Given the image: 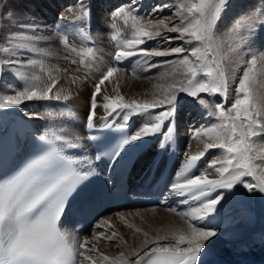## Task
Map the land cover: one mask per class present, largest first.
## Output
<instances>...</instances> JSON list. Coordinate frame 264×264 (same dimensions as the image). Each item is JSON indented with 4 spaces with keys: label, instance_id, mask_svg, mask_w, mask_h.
Returning a JSON list of instances; mask_svg holds the SVG:
<instances>
[{
    "label": "snow or ice",
    "instance_id": "obj_1",
    "mask_svg": "<svg viewBox=\"0 0 264 264\" xmlns=\"http://www.w3.org/2000/svg\"><path fill=\"white\" fill-rule=\"evenodd\" d=\"M229 3L230 0H179L173 5L174 15L167 18L142 17L136 10L135 3H130L120 7L111 18L110 28L115 32H110L109 35L111 40L116 42V51L112 55L114 61L120 63L139 54L146 70L150 71L158 66L151 62V58L175 55L178 57L176 60L164 63L186 69L180 73L183 77L181 80H173L166 85L154 84V89H159V92H153L151 100L131 99L125 103L124 96L119 94L118 89L116 96L103 95L106 116L101 119L105 121V127H108L107 120L113 114L119 116L123 113L125 123L129 119V113L143 114L148 118L134 134L122 132L118 142L110 147L107 155L113 168L130 146L137 147L139 145L136 142L148 137L162 136L164 139L160 141L159 146L162 150L167 149L166 142L172 140L175 130V115L182 99L180 93L198 100L201 106L208 109L207 115L215 116L219 121L211 132L208 129H191L194 138L207 137L210 142L204 144L203 151L186 156V161L182 164L183 176L178 175L169 185L167 194H162V203H166L169 197H185L181 201L184 204L195 202L187 211L169 209L180 217L184 226L172 230L171 240L166 244L160 241L168 237L158 236L152 241L146 238L143 245L131 250L128 256L123 252L117 257H109L106 254L94 256L97 248L93 241H99L101 237L112 241L117 233L94 234L89 240L80 239L62 230L60 224L62 217L67 213L69 196L76 191L87 173L81 174L71 170L65 158L52 149L28 162L19 172L6 179H0V264H200L203 254L219 235V229L214 225L224 204L230 199L244 195L242 189L247 190L249 195L255 192L264 193V141L257 144L254 139L264 137V99L255 97L250 88L253 71L258 61L264 62V54L259 57L253 55L245 62L248 66L239 77L235 98L230 106L225 107L219 101H208L201 95H219L224 98L228 95L231 75L228 63L231 61L230 53L236 52L237 49L230 45L229 51L222 54L221 46L216 42L215 30ZM167 7L168 5L164 4L154 11L161 12ZM88 16L89 9L81 3L78 10L65 17L74 26L79 23L76 35L85 41L92 39L87 30L88 22L85 20ZM121 19L124 28L130 27L131 39H118L122 29L117 26L116 21ZM177 20L178 23L175 22ZM252 27L251 17L238 18L230 29V35L243 39L244 31L250 34ZM164 32L179 35L169 37L165 36ZM157 38L169 42L172 39H184L186 43L195 41L198 46L191 49L140 47L146 41ZM5 42L10 40L6 39ZM60 42L70 53H78L81 56L79 63L91 70L92 65L86 64L83 59L85 55L93 53L91 47L86 51H78L63 33L60 34ZM6 51V48H0V52ZM34 51L40 56L52 55L46 50ZM184 53L187 55H183ZM64 59L68 60L69 57L65 56ZM5 62L11 67L19 65L35 69L39 66L41 72L45 71L43 60L30 58L25 62L9 57ZM70 62L77 63L76 60ZM54 70L60 71L59 68ZM121 72V67L108 66L98 82L93 85L91 107L86 117L88 129L96 127L97 96L101 93V86L105 85L106 81L110 82L114 74ZM176 74V69L173 68L172 72L161 73L159 79H169ZM14 75L21 79L23 86L15 90L14 94H0V110L20 107L29 101L70 99V93L62 95V88L54 92L59 81L52 77L51 71L47 72L48 82L42 81L38 74L19 70ZM87 78L86 73L85 79ZM76 79L78 78L73 79V83ZM213 103L214 109L211 107ZM157 108L163 110L156 112ZM28 115L39 118L36 113ZM52 139L68 143L69 147L77 146L66 140L63 135L53 134ZM39 140L48 142L49 137L42 135ZM211 149H221L223 155L216 157L206 167L200 168V162ZM245 177L251 179L247 180ZM108 223L106 220L101 221L97 227ZM147 235L144 233L145 237ZM120 243H123V240ZM150 243L152 247H149ZM115 246L119 247V244Z\"/></svg>",
    "mask_w": 264,
    "mask_h": 264
},
{
    "label": "bare ground",
    "instance_id": "obj_2",
    "mask_svg": "<svg viewBox=\"0 0 264 264\" xmlns=\"http://www.w3.org/2000/svg\"><path fill=\"white\" fill-rule=\"evenodd\" d=\"M74 0H0V48H6V52H0V94H14L15 90L20 89L23 84L21 79L17 78L14 73L18 70L21 72L38 74L41 76L42 81L48 82L47 72L51 71L52 77L59 81L54 92L64 90L63 94H71L70 99L67 101L55 99L46 101H29L25 102L20 107H10L0 110V130L5 129L11 122L15 121V117L19 114H23L28 117L36 132L42 136H48L49 140L52 139L53 134L63 135L66 140L75 143L77 146L73 147L71 153L74 155L88 156L91 152L88 148V138L85 134L86 117L91 107V93L94 91L93 85L98 82L93 81V76H101L102 72L106 70L108 66L103 60L105 53L114 54L116 51L115 46H106L102 49L96 45L93 47V53L91 55H85L83 59L86 64H91V70L82 66L79 61L81 56L78 53H70L64 48L60 42V36H56L50 31L49 22L55 17L60 15H68V9L61 10L63 5H71L70 2ZM132 2H142L143 7H138L136 10L142 17H155L157 18V12L151 8L150 2L152 0H131ZM116 2H122L130 4L129 0H117ZM179 0H159L157 7L169 3L168 5H174ZM258 2H264V0H245L241 7H238L236 11L232 12L231 20L223 27L225 38L222 36V54L227 53L229 50V44L226 39L230 38L231 22L242 16L254 18V7ZM83 3L87 8L91 5L88 0H77L74 2L72 8H79ZM148 5H147V4ZM142 4V5H143ZM259 5V4H258ZM110 7V3H103L102 11H107ZM156 7V8H157ZM258 6L256 5V8ZM37 8L39 10H37ZM255 8V9H256ZM65 9V8H64ZM258 9V8H257ZM264 10H261V13ZM111 12V11H110ZM116 10L109 14H103L102 12L96 13V20L100 22L108 21V17H113ZM70 13V12H69ZM46 24H44V22ZM178 21V20H177ZM99 22V23H100ZM254 19V24H255ZM125 32L126 29L122 28ZM163 31V30H161ZM55 32V31H54ZM16 34V35H12ZM59 35V33H57ZM165 36L177 37L178 33L164 32ZM69 43L77 47L78 51H81L78 41L75 37L69 35ZM20 38V40H16ZM129 37V39H131ZM10 40L6 43L5 41ZM15 39V40H14ZM98 41V40H97ZM55 45L52 47L51 56H40L36 53L35 49L46 50L50 52L48 43ZM95 42V41H94ZM23 47V54L18 52V48ZM150 46V47H149ZM194 46H198L194 41L192 43H186L184 39H172L170 42L157 38L156 40L146 41L141 48H175L182 47L185 49H191ZM18 47V48H17ZM88 47L82 48L86 51ZM139 55V54H138ZM183 55H187L184 53ZM69 57L65 60L64 57ZM14 59L16 61H27L30 58L43 60L45 71L41 72L39 66L35 69L27 68L24 66L11 67L5 61L7 58ZM137 57V56H136ZM138 58V57H137ZM178 57L175 55L164 57H153L151 62L157 64L158 68H161L157 73L155 68L153 71L146 70V66L141 60L139 66H132L130 63L135 60V57L128 58L123 62L117 63L114 61V66L122 68L121 73L114 74L110 78V82L106 81L105 85L101 86V93L97 96L98 107L96 109V127L105 126V121L101 117L106 116V111L103 108L105 101L103 95L116 96L117 89L120 95L124 96V102H130L131 99L137 101H143L145 99L151 100L153 92H159V89H154L153 85H166L173 80L183 79L180 74L186 69H181L178 65L166 64L165 61H174ZM76 60L77 63L73 64L70 61ZM243 60V59H241ZM236 60L229 62V90L226 98L223 97L221 103L228 107L231 105L235 98L236 85L239 83V77L242 76L243 70L248 66L246 60ZM260 62V61H259ZM54 68H59L60 71H55ZM136 68V69H134ZM173 68L176 69L177 74L169 79H159L161 73L172 72ZM67 69V71H64ZM86 73L88 78L85 79ZM78 78L73 83V79ZM250 88L252 93L258 99H264V62H260V68H255L253 71V78L250 82ZM147 93V95H145ZM182 99L177 109L174 120V133L171 141H167L168 147L166 150L160 148V141L164 139L162 136L148 137L145 140L136 142L139 146H144L145 150L140 156V162L137 167V175H139L146 167L148 172L150 168L156 164L162 169L167 164H172L170 176L168 177L167 184L160 190L159 200L157 206H162L163 210H157L156 206H150L147 208H141L124 214V210L121 209L116 213L110 214L101 218L95 225L94 230L89 235L98 234L96 231L101 227L97 225L101 221H108L110 226H116L124 220L133 221V219H143L151 227L152 231H149L147 237L139 239L137 243H129L127 247L122 248L120 251L115 252L110 257H117L121 252L128 256L129 252L133 249L140 248L144 240L147 238L149 241L155 240L159 237H168V239L161 240L160 243L166 244L171 240V231L180 227H183V222L176 213L170 212V208L179 211H187L190 207L194 206L195 202L184 204L181 201L185 197H169L166 203H162V194L166 195L169 185H171L179 176H183L182 164L186 161L187 155L196 154L198 151L204 150V144L210 142L207 137L196 136L193 137L191 129L202 131L205 129H214V126L219 124L217 118L207 115L208 109L201 106L193 97H189L186 94H179ZM205 96L208 101H217L216 95L201 94ZM211 107L214 109L215 104ZM163 109L157 108L156 112ZM186 110V111H185ZM110 111V110H109ZM128 111V110H125ZM36 113L39 118L30 116L28 114ZM123 113L119 116L113 114L107 120V124H114L116 126L123 125ZM134 120L132 127V134H134L143 124L147 122V117L143 114L129 113L128 120ZM166 130V129H165ZM257 144L264 141V137L254 138ZM68 144V143H66ZM137 146V147H139ZM135 147L130 146L128 150ZM223 150L211 149L208 151L206 157L200 162V168L206 167L207 164L213 161L216 157L222 156ZM258 162V161H257ZM259 163V162H258ZM153 165V166H152ZM219 166V165H217ZM215 178V177H210ZM250 180V177H245ZM242 191L245 193L242 196L230 199L224 204L220 216L217 218L215 227L219 229V235L213 239L208 250L203 254H213L217 257L222 264H264V193L255 192L252 195L247 194V190ZM120 218L119 222L115 221V218ZM121 217L123 219L121 220ZM193 223H196L193 221ZM70 235H75L79 238H88L89 235H77L73 233L69 228L64 229ZM91 240V239H90ZM91 245V244H90ZM89 245V247H90ZM153 245L150 243L149 247ZM130 259L133 257H129Z\"/></svg>",
    "mask_w": 264,
    "mask_h": 264
},
{
    "label": "rangeland",
    "instance_id": "obj_3",
    "mask_svg": "<svg viewBox=\"0 0 264 264\" xmlns=\"http://www.w3.org/2000/svg\"><path fill=\"white\" fill-rule=\"evenodd\" d=\"M77 2V0H74L73 2H70L71 5L69 4L68 6H66L65 4L63 5V7L61 8V10H66L68 9L67 13L68 15H60V16H55L50 22H49V27H50V31L53 32L54 34H56V36H60L61 33L66 34L67 36L71 35L73 37H75L76 41H78V45L81 48V50L83 51L82 48H85L86 42L82 37L76 35L79 23L77 22V25H73L72 22L70 20H66L65 17H68L74 10H78L79 8H72L74 5V2ZM89 2H91L90 6L88 7L89 11H90V16L86 17L85 20L88 22V28L87 30L89 31L90 35L92 36V39L89 40L91 42H93L95 44L94 47H96V45L98 44V46L102 49L106 48V46H115L116 47V42L111 40V37L109 35V33H113L115 32L114 29L110 28V23H111V17H108V21L106 20V22H100L98 21V19L96 20V13L99 12H104L103 14H109L112 13V11L114 10H118L120 7L122 6H127L128 4L122 3V2H116L117 0H88ZM245 0H230V3L228 5L227 11L223 13L222 17L220 18L218 25L216 27L215 30V37H216V42L220 44L222 43V40L220 38H222V36L225 38L226 34L224 33L223 27L226 23L229 22L228 19L231 20V14L232 12L236 11L238 7L242 6V3H244ZM110 3V7H108L107 11H102V9L100 7H102L103 3ZM130 3H135L136 8L138 7H143L144 4L141 2H132L131 0H129ZM150 2V7L155 9L157 7V3L159 2V0H152V1H148ZM143 4V5H142ZM147 4V3H146ZM167 5L169 3H166ZM259 4V5H258ZM258 4H256L258 7V9L256 8V5L254 7V18L253 20V27L251 29V33L249 34L246 30L244 31V35H243V39H238L234 36L231 35L230 38L226 39V41H228L229 46L232 45L233 47H235L237 49L236 52L230 53L231 55V61H233L232 63H235L236 60H249L251 58V56L255 55L257 57L261 56L262 54H264V11H262L261 13H257L256 12H260L261 10H264V2H258ZM148 5V4H147ZM80 7V6H79ZM65 8V9H64ZM256 8V9H255ZM37 10H39L37 8ZM111 11V12H110ZM70 12V13H69ZM175 9L172 5H168L167 8H164L163 11L161 12H157V18L160 17H171L174 15ZM245 17V16H242ZM241 18V17H240ZM254 19H255V24H254ZM237 19H235L234 21H236ZM234 21L231 22V28L234 24ZM44 22V21H43ZM100 22V23H99ZM176 23H178V21H175ZM44 24H46V22H44ZM116 24L119 28H124L123 25V19L116 21ZM127 31H123L121 33V36L118 37V39H123V38H127L129 39V37H131V29L129 28H124ZM55 31V32H54ZM59 33V35L57 34ZM221 34V35H219ZM15 40V39H14ZM16 40H20V38H16ZM98 40V41H97ZM95 41V42H94ZM195 42V41H194ZM198 44V42H195ZM53 43H48V48H50V52H54V49L52 47H54L55 45H52ZM150 47V46H149ZM18 48V47H17ZM89 48V46H88ZM222 48V46H221ZM150 49V48H149ZM23 50L24 48L21 46L20 48H18V52L20 54H23ZM229 51V50H228ZM105 53V57L103 58V60L106 62V64L108 65H114V59H112V56H110L112 53L109 52ZM221 53H222V49H221ZM135 60L134 62L132 61L130 63V68H132V66H139L142 63H136L137 60H142L140 55L134 56ZM133 57V58H134ZM241 60V61H243ZM230 61V62H231ZM230 68V65L228 64V70ZM256 68H260V62L258 61ZM136 69V68H134ZM161 68L156 67L155 68V72H159ZM153 71V69L151 70ZM154 72V71H153ZM154 72V75L156 74ZM98 76H93V81H97L98 80ZM218 98H220L219 102H221V100L223 99L222 96L216 95ZM186 111V110H185ZM213 118L215 119L216 117L213 116ZM260 162V161H258ZM157 210H163L162 206H158L156 207ZM131 212H134L135 210H130ZM131 212H128L127 210L124 211V214H129ZM115 221L119 222L118 220H120V218H115ZM122 220V219H121ZM128 225H131L132 227L129 228ZM137 229H139V231H136ZM149 231H152L151 227L148 225L147 222H145L143 219H133V221H127L125 222L124 220L122 221V223L116 225V226H110V224H104L102 225L97 231L96 233H104L106 235H111L112 232H116L117 236L112 240V241H107L105 238L101 237V239L99 241H93V243L96 245L97 248V252L93 253L94 256L99 255V254H106L109 257L114 254L117 251H120L122 248H125L128 246L129 243H137L139 239H142L144 236V233L149 234ZM89 240L92 238L93 235H89ZM80 239H83L80 238ZM123 240V243H120V241ZM119 244V247H116L115 245ZM92 245H90L91 247ZM87 264V262H86Z\"/></svg>",
    "mask_w": 264,
    "mask_h": 264
}]
</instances>
